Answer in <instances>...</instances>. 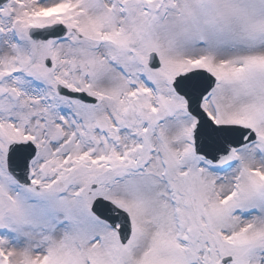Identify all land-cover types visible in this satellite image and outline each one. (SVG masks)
<instances>
[{
  "label": "snow or ice",
  "instance_id": "snow-or-ice-1",
  "mask_svg": "<svg viewBox=\"0 0 264 264\" xmlns=\"http://www.w3.org/2000/svg\"><path fill=\"white\" fill-rule=\"evenodd\" d=\"M0 264H264V0H0Z\"/></svg>",
  "mask_w": 264,
  "mask_h": 264
}]
</instances>
